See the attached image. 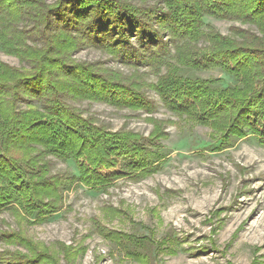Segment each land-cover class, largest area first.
Wrapping results in <instances>:
<instances>
[{"label":"trees","instance_id":"obj_1","mask_svg":"<svg viewBox=\"0 0 264 264\" xmlns=\"http://www.w3.org/2000/svg\"><path fill=\"white\" fill-rule=\"evenodd\" d=\"M18 8L0 0V47L16 50L30 66L22 72L0 62V213L43 222L62 209L64 193L76 186L96 191L127 175L158 171L163 157L145 143L155 147L165 134L149 139L112 134L69 105L71 98L106 97L136 110H154L142 89L124 88L92 73L93 67L66 60L69 50L85 43L126 65L158 68L160 77L150 88L176 116L218 132L211 151H223L233 140L250 136L264 146V0H162V6L147 9L112 0L31 4L26 18L36 28L27 32L12 23ZM205 16L240 21L257 33L223 38L204 24ZM132 37H138L139 47ZM211 70H220L232 83L194 75ZM47 156L74 162L79 175L51 176L43 160ZM106 233L131 260H148L150 242ZM26 242L22 238L21 245L37 255ZM0 264L52 263L45 256L29 259L11 253Z\"/></svg>","mask_w":264,"mask_h":264},{"label":"rangeland","instance_id":"obj_2","mask_svg":"<svg viewBox=\"0 0 264 264\" xmlns=\"http://www.w3.org/2000/svg\"><path fill=\"white\" fill-rule=\"evenodd\" d=\"M10 1L19 7L18 16L11 15L12 23L18 25L19 31L27 32L36 28L26 18L27 6L54 7L62 0ZM112 1L146 9L162 6V0ZM204 24L223 38H233L241 32L257 33L255 27L236 20L205 16ZM137 38L131 40L139 47ZM92 44L69 50L66 60L93 67L92 73L110 82L118 81L124 88L136 92L142 89L154 110H136L117 102L118 98L111 101L106 97L71 98L69 105L84 119L112 134L144 139L155 133L165 134L166 138L156 142L155 147L145 143L163 157L158 171L127 175L96 191L76 186L64 193L62 209L43 222L29 223L21 215L3 211L0 234L15 238L0 235V261L14 253L29 259L45 256L52 264H264V146L250 136L233 140L223 151H211L220 137L218 132L176 116L150 88L160 77L158 68L126 65ZM15 54L14 49L9 53L0 47V62L13 70L30 69ZM194 75L232 83L220 70ZM37 151L42 153L43 148L36 147ZM43 160L49 163L51 176L79 175L72 161L49 156ZM106 232L150 242L148 260H131L124 250L116 248ZM22 238L35 247L37 255L21 245Z\"/></svg>","mask_w":264,"mask_h":264}]
</instances>
